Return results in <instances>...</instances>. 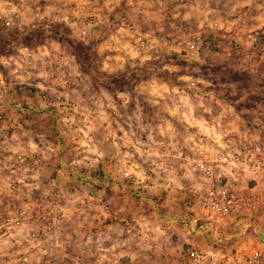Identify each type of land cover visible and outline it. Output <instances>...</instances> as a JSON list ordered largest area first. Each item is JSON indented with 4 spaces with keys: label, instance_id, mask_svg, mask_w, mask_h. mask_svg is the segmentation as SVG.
Instances as JSON below:
<instances>
[{
    "label": "rangeland",
    "instance_id": "374dc122",
    "mask_svg": "<svg viewBox=\"0 0 264 264\" xmlns=\"http://www.w3.org/2000/svg\"><path fill=\"white\" fill-rule=\"evenodd\" d=\"M10 1L0 264H187L192 250L194 264H264L262 210L214 215L203 200L264 191L256 163L209 161L264 148V59L246 56L262 52L264 24H225L245 18L231 0ZM232 1L262 5L264 22V0Z\"/></svg>",
    "mask_w": 264,
    "mask_h": 264
},
{
    "label": "built area",
    "instance_id": "2783aa9c",
    "mask_svg": "<svg viewBox=\"0 0 264 264\" xmlns=\"http://www.w3.org/2000/svg\"><path fill=\"white\" fill-rule=\"evenodd\" d=\"M211 155V154H210ZM210 162L218 164L236 165L240 162L238 167L240 171L246 169L245 166L256 163L260 178L264 183V148L258 142L253 141L246 147L233 148L231 151H215L209 159ZM201 164V160L198 161ZM208 167H210L208 165ZM237 167V166H236ZM206 208L214 215H226L230 212H240L243 208L259 207L264 215V191L253 194V196H239L234 191L223 189L215 192L209 191L203 197ZM250 223L246 221L239 227V231H243ZM261 256V257H260ZM260 259H264V254L257 255ZM199 260V254L196 250H192L187 258V264H194Z\"/></svg>",
    "mask_w": 264,
    "mask_h": 264
},
{
    "label": "crops",
    "instance_id": "0c3cea01",
    "mask_svg": "<svg viewBox=\"0 0 264 264\" xmlns=\"http://www.w3.org/2000/svg\"><path fill=\"white\" fill-rule=\"evenodd\" d=\"M4 1H6L4 4H2L1 2H4ZM0 3L3 5V6H5L6 8H12V2L10 1V0H2ZM231 3V6H229L228 4H230ZM230 3H225V4H223L222 6H220L219 8L218 7H215L214 8V11H222L223 10V8H225L226 6H229V8L231 9V10H233V11H237V13H241V16H243V17H245V18H240V17H233V18H231L230 19V21H226L225 22V24H227V23H229V25L230 26H235V24H237V25H240L241 27H242V29H247V27H251V26H254L253 28H258V26H261L262 24H264V22H262V23H260L259 22V20H258V18H255L254 17V15H253V13L255 12V11H258L259 9H260V7H262V5H258V4H247V3H245V1H242V4H240V5H238L237 4V2L236 1H232L231 0V2ZM11 4V5H10ZM14 6H13V8H15L16 9V7H17V4L16 3H14L13 4ZM211 9H213L212 7H211ZM239 13V14H240ZM220 20L221 19H216L215 21H211V23L210 24H212V23H214V25L213 26H218V23H220ZM249 27V28H250ZM259 29H260V27H259ZM249 30H251V29H249ZM236 31L234 30V31H232L231 33H229V36L231 37V39H229V43H233V42H237V40L239 39L237 36L238 35H236V34H238V33H235ZM251 32V31H250ZM249 32V33H250ZM249 33H247V34H245V33H243L242 32V40L243 41H246V43H248V42H252L253 40H255V37H254V34H249ZM258 36V35H257ZM227 38H229L228 36H227ZM240 38H241V36H240ZM257 38V37H256ZM232 40H234V41H232ZM257 40V42H260V38H258V39H256ZM263 41V43H264V38L263 39H261V42ZM242 42V41H241ZM260 42V43H261ZM244 53V51H241V54H243ZM245 54V53H244ZM239 58H242V55L240 56V54H238L237 55ZM244 56V55H243ZM247 56V58H254V59H257V58H259V59H264V47L262 48V52L260 53V54H256V55H253V54H247L246 55ZM236 57V56H235ZM244 58V57H243ZM252 64V62H250V61H245L244 63H243V69H248L249 68V70H251V71H253V72H256V73H258L259 72V70H256V67H253V65H251ZM261 71V70H260Z\"/></svg>",
    "mask_w": 264,
    "mask_h": 264
}]
</instances>
